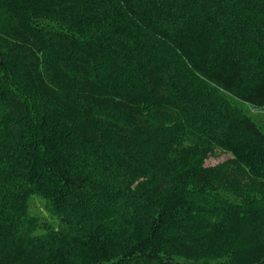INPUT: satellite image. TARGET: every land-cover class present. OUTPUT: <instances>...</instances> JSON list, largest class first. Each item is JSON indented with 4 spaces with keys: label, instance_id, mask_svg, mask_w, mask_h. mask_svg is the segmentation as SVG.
<instances>
[{
    "label": "trees",
    "instance_id": "1",
    "mask_svg": "<svg viewBox=\"0 0 264 264\" xmlns=\"http://www.w3.org/2000/svg\"><path fill=\"white\" fill-rule=\"evenodd\" d=\"M182 7L206 22L193 38L205 50H191ZM243 51L264 58L262 1L0 0V264L66 262L34 234V196L70 230L75 213L121 223L114 264H264V189L250 180H264V129L223 96L264 108ZM217 115L239 143L226 124L223 140L208 131ZM206 139L235 146L241 168L190 177L178 158Z\"/></svg>",
    "mask_w": 264,
    "mask_h": 264
},
{
    "label": "rangeland",
    "instance_id": "2",
    "mask_svg": "<svg viewBox=\"0 0 264 264\" xmlns=\"http://www.w3.org/2000/svg\"><path fill=\"white\" fill-rule=\"evenodd\" d=\"M259 1H262L264 4V0ZM181 11H183L184 15H186L185 27L188 30L186 38L191 39V41H188V43L191 44V50L194 51L198 48H201V46L205 50L208 47V38L206 39L205 37H203L199 39L197 41L198 44H196V41L193 38H196L197 36V33L195 32L197 31V29H201V27L206 28V22L202 21L203 19L198 17L190 18L193 14L191 11L186 10L185 7H182ZM47 21H58L64 23L65 17L59 16L53 19L47 18ZM201 21L203 23H201ZM214 29L216 28L214 27ZM242 53L249 69V73L247 74L249 76V82L253 83L255 81L264 80V58L251 55L244 51ZM223 96L227 98L228 101H230V103L237 108V110L241 111L243 114L248 115L252 120L255 121V123H257L264 129V108H254L248 105H244L227 95ZM213 118H216L215 120H217L216 122H218L217 125H214L215 122L211 123L212 127L211 125H205L209 129L208 131H210V133H214L215 135L217 134V137L221 135V138L223 140L224 136H226L223 131H226L227 127H229L230 131L228 132V135H230L232 139L238 142L237 136H239V128H237L236 120L235 123H226V118L221 119L220 115L214 116ZM225 124L227 127H224ZM229 124H231V127L229 126ZM196 125L197 124L195 123L194 126ZM199 125L200 127H202L201 121L199 122ZM218 130H220V132ZM234 134L237 136H234ZM203 137L207 138L209 136L204 133ZM197 141L198 142L195 145H192L191 147H189V149H187L184 156H180L178 158V161L188 163V172L190 177L198 176L199 174L203 175L205 171H209L208 173L210 175L213 174L212 177L215 178L220 175L222 176L226 171L238 170L243 165V159H241V157H238V154H235V146L233 147L229 144L230 146L225 147L223 144L211 139ZM247 145L248 149H250V146L252 144L250 141H248ZM250 180L253 181L260 190L262 188L264 189V180L259 176L256 175L253 179L250 178ZM125 207L127 208V206ZM53 212L55 213V211H49L44 208L43 200L35 196L30 199L29 214L35 217L38 226L34 234L44 235L45 248L47 246V249L52 250L53 252H61L62 256L60 258H64L65 256L66 262L63 264H114L118 262L119 244H116L115 242V230H117L119 227H122L120 225L121 223L115 221V219L113 218H106L104 221H101L104 216L100 219H95V217L98 216L97 211L92 213L95 214V216L92 217L93 219H91L90 222L85 223L87 219L85 218V213L81 211L83 213L68 214L69 219L73 218L74 220L77 219V221L80 220L84 222L80 224V228L82 229L79 230L77 228L76 231H74V229L70 230L64 227V225L62 224L61 216L55 217V214ZM151 213L150 211L148 212V210L146 212L140 211L134 216V221H132L131 226L124 233L125 239H128L126 240V242L129 240H137V238L142 235L146 225L148 224L147 217ZM99 215L102 216L103 213L99 212ZM207 259L209 260V264H217L225 260L223 256L213 260L210 258ZM177 260L180 262V264H192V261L187 259ZM237 262L238 263L236 264H245L241 261ZM46 264L49 263L46 262ZM248 264L255 263L250 262Z\"/></svg>",
    "mask_w": 264,
    "mask_h": 264
}]
</instances>
